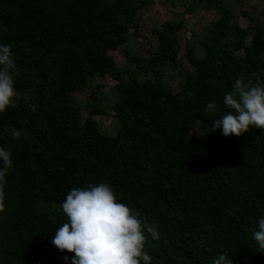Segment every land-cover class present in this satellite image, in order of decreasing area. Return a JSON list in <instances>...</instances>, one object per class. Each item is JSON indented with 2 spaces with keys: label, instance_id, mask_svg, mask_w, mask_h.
<instances>
[{
  "label": "trees",
  "instance_id": "16d2710c",
  "mask_svg": "<svg viewBox=\"0 0 264 264\" xmlns=\"http://www.w3.org/2000/svg\"><path fill=\"white\" fill-rule=\"evenodd\" d=\"M167 2L181 9L151 28L141 53V14L154 0H0L17 90L0 113V144L13 159L0 264H71L75 253L52 243L67 219L61 203L71 188L101 182L156 224L151 264H210L222 251L234 264H264L252 235L264 214V129L209 130L237 78L264 79V22L241 26L225 0ZM197 9L216 15L184 36L183 15ZM105 76L115 82L103 97L93 80ZM106 105L113 133L95 118Z\"/></svg>",
  "mask_w": 264,
  "mask_h": 264
},
{
  "label": "clouds",
  "instance_id": "9594fccd",
  "mask_svg": "<svg viewBox=\"0 0 264 264\" xmlns=\"http://www.w3.org/2000/svg\"><path fill=\"white\" fill-rule=\"evenodd\" d=\"M10 44L0 43V113L14 103L17 95L14 72L16 63ZM226 111L213 119L209 129L223 135H241L250 126L264 129V79L244 81L237 78L223 98ZM206 110L214 112L216 101ZM201 130V126H200ZM11 135L20 138L22 129L12 127ZM13 166L12 152L0 144V210L5 207L7 174ZM67 219L56 228L52 243L59 250L74 252L71 264H151L146 250L149 237L159 240L161 233L146 216L117 198L108 182L71 188L61 203ZM256 248L264 251V214L252 228ZM65 261L69 260L66 255ZM210 264H234L231 256L219 252Z\"/></svg>",
  "mask_w": 264,
  "mask_h": 264
},
{
  "label": "rangeland",
  "instance_id": "374dc122",
  "mask_svg": "<svg viewBox=\"0 0 264 264\" xmlns=\"http://www.w3.org/2000/svg\"><path fill=\"white\" fill-rule=\"evenodd\" d=\"M154 0V4L150 10L141 14V27L140 33L146 35L147 38L139 37L137 38L138 51L143 53L146 50L147 44L144 41H154V36L151 34V28L158 25L163 17H168L172 14V11L175 9H181L180 6L173 7L169 2ZM227 5H233L234 16L237 19L238 23L245 27L250 22L256 21L257 18H260L264 22V0H225ZM243 11H247V14H243ZM214 11H206L202 9H197L194 15L184 14L185 18V31L184 36L189 37L192 30H198L206 21L214 18ZM138 41H143L139 43ZM184 43V40L182 41ZM141 49V50H140ZM183 46L181 49V54L183 55ZM115 57L118 64H121L124 61V58L120 56L118 52H111ZM182 68L181 70L187 67V62L184 56L181 58ZM181 76L177 72L169 74L170 83L177 88L178 80ZM115 81L110 79L108 76H105L103 79H94L93 83H103L101 87L98 88V93L100 96H105L111 94V87ZM95 118L101 124V128L106 130L108 133H113L115 130V120L112 116V109L105 106L104 114H96Z\"/></svg>",
  "mask_w": 264,
  "mask_h": 264
}]
</instances>
